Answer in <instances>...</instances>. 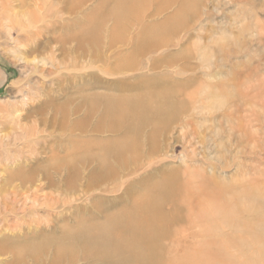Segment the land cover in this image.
<instances>
[{"label":"rangeland","instance_id":"374dc122","mask_svg":"<svg viewBox=\"0 0 264 264\" xmlns=\"http://www.w3.org/2000/svg\"><path fill=\"white\" fill-rule=\"evenodd\" d=\"M116 1L0 0V213L8 208L0 238L38 223H65L73 233L81 219L102 221L94 200L109 208L116 198L120 207L128 184L170 176L187 234L175 249L163 238L157 264H264V0H197L175 25L166 21L174 0H145L123 39L111 41ZM170 24L174 31H165ZM93 30L99 43L91 47L83 35ZM139 95L162 105L165 121L143 128L116 184L88 190L93 155L122 135L107 131L114 120L101 117L104 101ZM80 102L62 134L52 107ZM69 144L81 147V173L64 194L43 174L57 180L52 154L74 157L61 149ZM31 168L35 180L22 185L16 173ZM65 199L67 209L40 208ZM165 210L172 215V204ZM9 259L0 255V264ZM93 263L81 253L69 264Z\"/></svg>","mask_w":264,"mask_h":264},{"label":"bare ground","instance_id":"6f19581e","mask_svg":"<svg viewBox=\"0 0 264 264\" xmlns=\"http://www.w3.org/2000/svg\"><path fill=\"white\" fill-rule=\"evenodd\" d=\"M174 1L177 3V9L166 20L172 25H175L176 21L182 20V16L190 11L197 0ZM144 2L145 0H121L115 2V7L111 12L113 21L111 41L123 39L122 31L126 30L131 22L139 18V8ZM177 18L179 20H176ZM101 24V20L96 21L93 29L100 28ZM172 25L170 24L165 31H174ZM98 31L93 30L94 35L91 36L94 38L93 42L89 41L91 37L87 36L88 32L83 35V39L87 43L92 44L90 45L91 47L99 43L96 40ZM154 41L156 43L159 42L155 38ZM78 47L81 49V40L78 43ZM139 96L135 99L110 96L104 101L101 117L114 120L113 123L109 124L110 128L107 131L116 132L119 130L122 135L117 140L107 144L102 151L93 155L94 159L91 160V165L93 164V166L85 181L88 190L101 189L102 184L107 180H111L113 185L116 184L123 170L129 172L126 169L127 164L133 158H136L140 143L138 136L143 128L150 124L156 125L165 121L168 113L162 108V105L160 106L158 102L155 105L149 104L144 96ZM52 108L51 119L61 129V133L65 134L69 125L67 120L71 117V114L81 110V102L70 109L59 103L54 104ZM93 108L92 104L91 108L85 113V117L94 114ZM72 128H78V122H73ZM60 142L62 143V141ZM72 143L75 144L76 142L73 141ZM70 148L73 150L72 155H75L74 157L68 158L66 154L61 158L55 153L52 154L53 159H59L60 162V165L54 171L57 176L56 181L52 179L49 172L43 174L44 178L47 179L48 186L60 188V185V190L64 194L70 184L72 186L76 184L75 181L81 173L79 169L81 166V147L69 144L61 149L67 151ZM71 160L72 165L70 166L68 162ZM34 172L35 169L31 168L29 172H17L16 176L23 185L25 182H33L35 180ZM11 177L13 178V174L10 173L6 181L11 180ZM172 181H174L173 178L168 176L157 183L149 182L147 179H140L135 184H128L123 189L122 195L119 196L120 201L124 202V205L120 207H117L118 205L115 207L116 198L113 199L114 202L109 208L100 207V200H94L93 205L97 208L96 213L98 217L102 218V221H98L96 217L81 219L76 223L73 233H69L70 229L68 231L65 223L57 227L49 223H45L44 226L38 223L35 228L29 227L28 231H21L20 234L12 239L1 235L0 255H8L10 257L8 264L76 263L81 258V253L86 255L88 259H92L94 261L93 264H157L159 254L164 249L161 244L162 239L171 237L169 245L174 248L172 245L177 246L181 238L187 234L183 229L184 226L181 225L183 220L179 215L180 208L177 205L179 195H175L177 189L173 187ZM244 192L247 193L246 190ZM13 199H16V197ZM66 200L56 205L52 204V202H47L44 207L40 208L47 207L46 209H48L59 206L66 208ZM220 201L215 207H222ZM36 202L33 205L35 208L32 209L34 213H37L35 209L39 206L38 201ZM166 204H172V215H169L165 210ZM46 209L43 210L47 212L49 209ZM221 209H224V207ZM7 210L8 208L3 206L1 213ZM9 211H11L10 208ZM191 213H193L192 210L189 214ZM191 220L193 221L192 218H187L188 225ZM62 221L65 220L63 219ZM169 223H175L171 230L167 228ZM258 244L264 247V240L258 242Z\"/></svg>","mask_w":264,"mask_h":264}]
</instances>
